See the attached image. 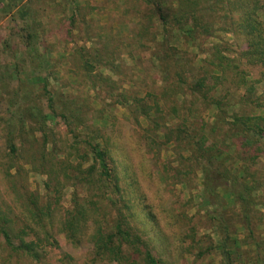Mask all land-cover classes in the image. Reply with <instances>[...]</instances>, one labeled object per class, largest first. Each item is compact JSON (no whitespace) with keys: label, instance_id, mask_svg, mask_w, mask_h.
Listing matches in <instances>:
<instances>
[{"label":"rangeland","instance_id":"1","mask_svg":"<svg viewBox=\"0 0 264 264\" xmlns=\"http://www.w3.org/2000/svg\"><path fill=\"white\" fill-rule=\"evenodd\" d=\"M85 2L80 1L85 18L111 27V39L100 36L98 29L91 32L81 17L76 26L71 25L72 0H6L5 7L0 4V207L15 216L17 230L27 231L32 222L23 216V196H38L42 204L57 201V224L55 230L51 229L52 236L45 238L41 234L36 238L42 239L41 261L12 251L0 234V264H117L95 260L90 240L93 223L78 246L58 227L77 199L88 205L92 199H100L85 182L92 161L91 147L85 141L97 133L109 151L124 195L129 196L131 181L139 187L141 195L129 200L130 209L124 211L133 213L130 223L154 256L167 264L217 263L219 256L207 251L212 242L219 241L209 214L233 207L232 196L222 188L218 197L208 201L201 172L196 175L189 171V152L184 142L164 136L168 129L176 130L182 125L181 118L168 115V104H164L163 111L154 113L159 129L141 114L140 107L132 111L121 104L124 96L132 95L144 97L142 103L152 106L155 97L150 93H160L163 85L150 44L141 48L135 41L127 48L120 40L128 30L118 22L126 14L134 15L138 5L116 0L118 7H109V17L102 14L106 10L100 7L99 0H88L87 7ZM217 35L233 45L231 49L237 48L230 34ZM216 41L219 40L209 39L203 48L211 49ZM110 44L119 46L115 54L117 74L95 61L93 64V60L94 67L89 70L81 66L79 49L86 47L91 55L101 50L104 64L113 54L109 53L114 49ZM190 51L196 53L197 58L190 59L196 66L209 55L197 48ZM228 55L235 57L233 52ZM242 68L251 79H260L264 70L248 65ZM99 73L106 78L100 79ZM196 75L189 73V80ZM262 87L263 83L257 84L258 92ZM27 105H36L47 113L42 130L41 125L23 115ZM198 114L201 120V110ZM214 115L213 108L202 114L210 122ZM43 136L50 142L47 146L43 145ZM106 189L105 194L115 201L118 195ZM111 207L105 200L104 211H113ZM27 238L34 239L33 234Z\"/></svg>","mask_w":264,"mask_h":264},{"label":"trees","instance_id":"2","mask_svg":"<svg viewBox=\"0 0 264 264\" xmlns=\"http://www.w3.org/2000/svg\"><path fill=\"white\" fill-rule=\"evenodd\" d=\"M72 1L71 25L76 26L81 17L91 32L98 29L100 36L111 39L108 36L111 27L93 19L87 20L81 0ZM126 2L138 6L131 17L124 15L129 20L124 18L118 22L128 30L125 37L119 36L121 43L127 48L135 41L141 48L150 44L163 85L160 93H150L155 97L152 106L142 103L144 97L132 95L124 96L121 104L128 105L132 111L140 107L141 114L151 125L156 124L157 129L160 124L154 119V113L163 111L164 104H168V115L181 118L182 125L176 130L168 129L164 136L184 142L189 152L186 158L190 162L189 171L196 175L201 172L208 201L218 197L222 188L232 196L233 207L209 214L219 236V241L212 242L207 248L219 256L215 264H264V70L260 79H251L242 68L243 65L264 68V0H124ZM0 4L5 7L6 0H0ZM85 4L87 7L88 0ZM99 5L106 10L102 14L109 17V7H118L116 0H99ZM131 30L137 31L132 34ZM218 33L230 34L237 48L231 49L233 45L229 46L218 37ZM211 38L219 41L213 42L211 49H204ZM146 40L148 43L144 42ZM111 48L114 49L109 53L113 54L108 55L104 64L103 52L99 49L93 55L86 47L79 49V56L77 52L75 59L78 56L85 70L94 67L95 61L117 74L119 65L115 63V54L119 46ZM190 48L201 49V53L209 55L196 66L190 62L196 56ZM230 52L235 53V57L228 55ZM174 67L177 68L176 78L173 76ZM189 73H196V78L189 80ZM98 77L106 78L102 73ZM259 83H263L260 92L257 89ZM49 100L52 102L53 98L49 97ZM212 108L215 115L210 122L202 114ZM200 110L201 120L197 118ZM23 115L41 125L39 130L43 129L47 113L39 107L27 105ZM101 139L97 133L85 141L92 153L85 182L96 190L100 199H92L89 205L77 199L73 210H68L58 224L60 231L78 246L93 223L90 240L95 260L117 264H167L154 256L141 233L132 227L130 217L134 215L124 209H130L129 200L141 195L139 187L131 181L129 196L124 195L121 179L113 172L109 151ZM49 143L43 136V145ZM12 150L15 151L14 146ZM106 187L118 195L115 201L105 194L108 193ZM23 197V216L32 223L27 231L17 230L15 216H9L0 207V234L9 249L39 262L42 259L39 251L42 239L39 237L36 241V238L41 234L45 238L52 236L51 229L55 230L57 224V201L47 200L42 204L38 196ZM105 200L109 201L113 211H104ZM109 213L110 219L107 217ZM148 217L152 218L149 214ZM34 226L41 229L37 231ZM32 234L34 239H28L27 236Z\"/></svg>","mask_w":264,"mask_h":264},{"label":"crops","instance_id":"3","mask_svg":"<svg viewBox=\"0 0 264 264\" xmlns=\"http://www.w3.org/2000/svg\"><path fill=\"white\" fill-rule=\"evenodd\" d=\"M106 18V17H105Z\"/></svg>","mask_w":264,"mask_h":264}]
</instances>
